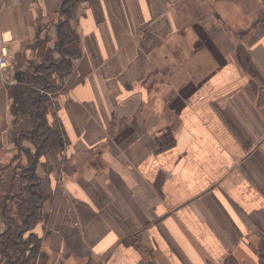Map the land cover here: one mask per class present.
I'll return each mask as SVG.
<instances>
[{
	"label": "crops",
	"instance_id": "crops-1",
	"mask_svg": "<svg viewBox=\"0 0 264 264\" xmlns=\"http://www.w3.org/2000/svg\"><path fill=\"white\" fill-rule=\"evenodd\" d=\"M61 3L0 0L17 68L0 81V166L30 128L16 74L55 45ZM74 27L81 56L49 117L64 149L37 168L49 198L36 264H259L264 0H87ZM19 183L7 167L0 189Z\"/></svg>",
	"mask_w": 264,
	"mask_h": 264
},
{
	"label": "trees",
	"instance_id": "trees-1",
	"mask_svg": "<svg viewBox=\"0 0 264 264\" xmlns=\"http://www.w3.org/2000/svg\"><path fill=\"white\" fill-rule=\"evenodd\" d=\"M85 1L62 0L54 11V26H57L54 47L47 48L42 63L26 72L22 81L13 87L14 112L25 118L30 128L14 136L18 151L13 163L0 166V181L7 167L20 180L18 189H0V213L6 226L0 235V264H36L41 255L43 239L35 229L48 217L45 203L49 197L41 188L37 168L47 167L45 159L51 151L64 149L62 132L49 120L51 99L62 88V77L71 73L75 60L81 56L79 47L70 51L68 46L79 43L74 19L78 5ZM258 257L259 264H264V238L259 244ZM227 264L238 263L229 258Z\"/></svg>",
	"mask_w": 264,
	"mask_h": 264
},
{
	"label": "built area",
	"instance_id": "built-area-1",
	"mask_svg": "<svg viewBox=\"0 0 264 264\" xmlns=\"http://www.w3.org/2000/svg\"><path fill=\"white\" fill-rule=\"evenodd\" d=\"M16 66L12 62V55L5 36L0 37V81L12 82L16 73Z\"/></svg>",
	"mask_w": 264,
	"mask_h": 264
},
{
	"label": "rangeland",
	"instance_id": "rangeland-1",
	"mask_svg": "<svg viewBox=\"0 0 264 264\" xmlns=\"http://www.w3.org/2000/svg\"><path fill=\"white\" fill-rule=\"evenodd\" d=\"M52 19V20H51ZM49 20H51V24L54 26V21L56 20V14H54V12L52 13V15L50 16V19ZM48 20V21H49ZM53 47H54V45H53ZM50 48V47H49ZM51 49V48H50ZM38 65V63L36 62V61H34V63H33V65L32 66H37ZM15 191V190H14Z\"/></svg>",
	"mask_w": 264,
	"mask_h": 264
},
{
	"label": "water",
	"instance_id": "water-1",
	"mask_svg": "<svg viewBox=\"0 0 264 264\" xmlns=\"http://www.w3.org/2000/svg\"><path fill=\"white\" fill-rule=\"evenodd\" d=\"M24 75V72L23 71H19V72H17V74H16V80L18 81V82H20L21 80H22V76ZM45 88L46 87H44L43 88V90H45ZM35 158H36V155H35Z\"/></svg>",
	"mask_w": 264,
	"mask_h": 264
}]
</instances>
